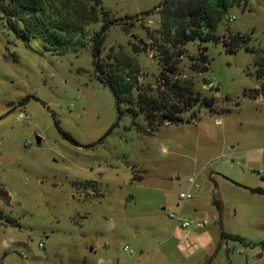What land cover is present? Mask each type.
<instances>
[{
    "label": "rangeland",
    "instance_id": "obj_1",
    "mask_svg": "<svg viewBox=\"0 0 264 264\" xmlns=\"http://www.w3.org/2000/svg\"><path fill=\"white\" fill-rule=\"evenodd\" d=\"M162 1L101 0L120 20L106 32L102 63L129 56L139 85L154 90ZM6 19L0 12V187L11 200L0 196V264H264V195L252 192L264 190V97L251 96L263 81L254 54L222 45L229 32L264 49V0L231 8L219 44L183 48L177 79L193 81L214 106L153 134L124 104L119 118L98 80L93 37L102 20L64 48L19 37ZM201 57L211 63L204 74ZM190 178L197 187L181 201ZM172 214L208 224L182 229Z\"/></svg>",
    "mask_w": 264,
    "mask_h": 264
},
{
    "label": "trees",
    "instance_id": "obj_2",
    "mask_svg": "<svg viewBox=\"0 0 264 264\" xmlns=\"http://www.w3.org/2000/svg\"><path fill=\"white\" fill-rule=\"evenodd\" d=\"M60 1V6L55 8L52 0H8L7 4L0 5V12L7 17L8 27L19 37L27 40L30 37L42 36L49 41V45L64 48L78 45L76 38L83 33L85 27L102 20L100 30L93 37L92 56L98 80L111 91L119 118L124 114L121 108V104H124L133 119L139 114L143 116L149 126V130L146 131L148 134H153L164 125L184 124L183 116L197 106L212 109L214 101L197 91L193 81L177 79V63L184 55L183 48L190 43L219 44L217 30L225 21L228 11L247 2V0H163L157 8L160 16V39L155 42V46L161 69L154 90L139 85L138 65L129 56L119 55L114 64L102 63L101 48L106 32L120 20L110 19L109 12L102 6L101 0ZM151 13L146 12L144 15ZM130 19L131 17L125 18ZM228 36V40L222 41L226 52L233 54L244 47L247 52L255 55L253 64L256 75L263 83L259 89L251 92V96L264 97V49L257 50L247 46L250 38H244L241 34L228 32ZM198 61L203 63V67L196 70L199 73H206L210 69V60L201 57ZM172 76L176 78L172 79ZM56 126L68 141L78 145L74 138L60 129L57 122ZM252 192L264 195L261 188ZM0 196L4 203H10L9 193L1 187ZM4 219L6 224H17L15 219ZM227 238L244 242L239 236L226 235L222 232V239Z\"/></svg>",
    "mask_w": 264,
    "mask_h": 264
},
{
    "label": "built area",
    "instance_id": "obj_3",
    "mask_svg": "<svg viewBox=\"0 0 264 264\" xmlns=\"http://www.w3.org/2000/svg\"><path fill=\"white\" fill-rule=\"evenodd\" d=\"M20 117L23 118L24 115L21 114ZM188 184H189V189L184 193H180L179 195V199L181 201H188L192 199V195L190 191L193 187H197L195 178H190L188 181ZM170 217L174 218L177 225L180 226L182 229H189V228L200 229V228L205 227L208 224L207 221L206 222H196L194 220H183L180 215L176 216L175 214L170 215ZM40 247L42 248L43 246L40 245Z\"/></svg>",
    "mask_w": 264,
    "mask_h": 264
},
{
    "label": "water",
    "instance_id": "obj_4",
    "mask_svg": "<svg viewBox=\"0 0 264 264\" xmlns=\"http://www.w3.org/2000/svg\"><path fill=\"white\" fill-rule=\"evenodd\" d=\"M40 142H41V140H40V139H38V140H37V144H38V145H40Z\"/></svg>",
    "mask_w": 264,
    "mask_h": 264
}]
</instances>
